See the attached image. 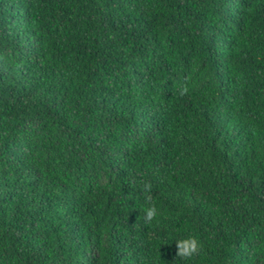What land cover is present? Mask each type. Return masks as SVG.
Segmentation results:
<instances>
[{
	"label": "trees",
	"instance_id": "trees-1",
	"mask_svg": "<svg viewBox=\"0 0 264 264\" xmlns=\"http://www.w3.org/2000/svg\"><path fill=\"white\" fill-rule=\"evenodd\" d=\"M0 264H264V0H0Z\"/></svg>",
	"mask_w": 264,
	"mask_h": 264
},
{
	"label": "clouds",
	"instance_id": "clouds-1",
	"mask_svg": "<svg viewBox=\"0 0 264 264\" xmlns=\"http://www.w3.org/2000/svg\"><path fill=\"white\" fill-rule=\"evenodd\" d=\"M188 92H189V88L187 85H185L182 89H180L179 95L185 96L188 94ZM144 190L145 192L150 193L151 185L145 183ZM145 199H146V204L149 205L145 213V222L150 223L157 216V209L155 205L152 203L153 200L152 195L150 194L147 195ZM176 248H177V253H176L177 257L187 260L200 254V252L202 251V244L195 237H188L185 239L178 240L176 242Z\"/></svg>",
	"mask_w": 264,
	"mask_h": 264
}]
</instances>
